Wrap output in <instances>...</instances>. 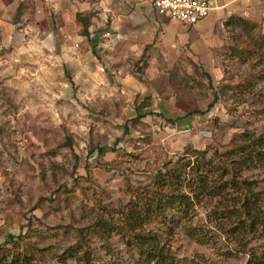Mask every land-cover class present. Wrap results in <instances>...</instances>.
I'll return each instance as SVG.
<instances>
[{"label":"rangeland","instance_id":"obj_1","mask_svg":"<svg viewBox=\"0 0 264 264\" xmlns=\"http://www.w3.org/2000/svg\"><path fill=\"white\" fill-rule=\"evenodd\" d=\"M136 2L0 0V255L7 262L148 264L116 232H90L84 248L77 230L99 208L122 215L131 192L151 187L164 165L184 168L179 193L190 197L201 180L212 186L203 166L212 153L264 132V17L246 12L253 3L228 4L211 28L195 30ZM232 18L254 27L245 32ZM255 164L239 177L264 196V161ZM238 195L224 187L197 195L186 212L154 217L145 233L169 247L168 264H245L250 249L241 250L231 213ZM22 236L48 251L22 263V244L12 243ZM250 242L264 252V232Z\"/></svg>","mask_w":264,"mask_h":264},{"label":"trees","instance_id":"obj_2","mask_svg":"<svg viewBox=\"0 0 264 264\" xmlns=\"http://www.w3.org/2000/svg\"><path fill=\"white\" fill-rule=\"evenodd\" d=\"M76 19L82 26V33L87 35L86 22L81 16L77 15ZM232 26H237L241 30L247 32L254 27L249 21L232 18L230 21ZM252 27V28H251ZM254 39V38H253ZM243 55H238V58L246 61L250 53L248 50H243ZM245 55V56H244ZM144 65V64H143ZM212 104L209 105V108ZM193 115V114H189ZM102 149H97V153L101 154ZM264 153V132L257 137H248L244 135L241 142L232 145L229 151L224 153L213 152L212 156L203 165L209 172L211 185L204 187L209 183L205 180L198 181L195 187L196 193L189 187L192 195L186 196L179 193L176 185L179 178L185 176L184 168L178 166L177 170L169 169L167 166H162L154 174L153 184L151 187L143 188L141 191L133 190L134 196L123 206L122 215H116L104 208H99L98 217L91 224L77 230V246L87 247L88 233L102 237L103 232H116L122 236L124 244L142 256L148 264H165L172 263V256L169 247L161 245L154 235L145 233V227L150 221L162 214L167 209H175L186 212L192 204V199L197 200V195H211L220 187L230 189L235 193H239L235 204L231 210L233 217L236 219V224L243 232L244 241L241 245V250L250 249L247 254L245 264H264V252L256 253L249 246L250 241H253L254 236L264 232V196L254 192L252 186L246 180L239 177V172L242 169H247L251 165L257 163L261 165L264 161L262 154ZM196 155L203 159L204 153L196 152ZM197 163V162H195ZM256 165V164H255ZM199 171V165L195 164L191 168V173L196 175ZM224 181H220L221 179ZM212 178H215V183ZM218 185V186H217ZM202 190V192H201ZM263 214V215H262ZM258 227L260 230H258ZM14 246L18 243L22 244L21 262L28 263L32 260L33 251L37 254L46 252L45 249H37L33 246L30 240H26L24 236L18 237L16 242H12ZM83 248V249H84ZM37 249V250H36ZM12 249L9 251L12 253ZM85 249L83 254L85 253ZM83 264H88L87 258L83 257ZM14 261L7 262L3 254L0 255V264H13Z\"/></svg>","mask_w":264,"mask_h":264},{"label":"built area","instance_id":"obj_3","mask_svg":"<svg viewBox=\"0 0 264 264\" xmlns=\"http://www.w3.org/2000/svg\"><path fill=\"white\" fill-rule=\"evenodd\" d=\"M147 3L157 17H165L186 28L201 23L215 10L210 0H137ZM107 35V34H106Z\"/></svg>","mask_w":264,"mask_h":264},{"label":"crops","instance_id":"obj_4","mask_svg":"<svg viewBox=\"0 0 264 264\" xmlns=\"http://www.w3.org/2000/svg\"><path fill=\"white\" fill-rule=\"evenodd\" d=\"M210 1L213 2L215 5V10L211 12L212 14H214V16H210V14H211L210 13L208 15V17L205 18V20H203L201 23L196 25L197 27L194 26L191 29L198 28V30H201L203 28L204 29L205 28H211L214 24L216 16H218L219 13H223L224 9L228 8V6H227L228 4H230L232 6L240 4V0H210ZM235 1H236V3H235ZM139 2L140 1H137L136 3H139ZM141 3H145V2H141ZM241 3H243L244 5H247V3L248 4L253 3L248 8H246V12L253 9V12L261 13L262 16L264 17V0H245V2H241ZM145 4L148 5L147 3H145ZM148 7L150 8L149 5H148ZM247 13H249V12H247ZM250 13H252V12H250ZM180 26H182V25H180ZM182 27H184V26H182ZM184 28H186V27H184Z\"/></svg>","mask_w":264,"mask_h":264}]
</instances>
